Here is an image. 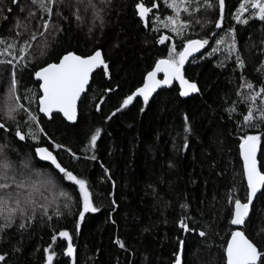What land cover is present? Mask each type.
Instances as JSON below:
<instances>
[{
    "label": "trees",
    "instance_id": "1",
    "mask_svg": "<svg viewBox=\"0 0 264 264\" xmlns=\"http://www.w3.org/2000/svg\"><path fill=\"white\" fill-rule=\"evenodd\" d=\"M141 2L149 7L151 3L157 5L144 21L135 8ZM167 2L170 0H110L99 5L104 9L103 26L93 18L91 10H81L82 19L77 20L74 9L62 5V16L51 18L60 31L50 29L45 34L47 55L41 57L37 50L36 60L28 67L16 69L18 95L27 97L29 89L35 95L30 109L39 117L47 135L40 136L38 142L18 141L13 131L0 130V143L10 145L13 160L31 157L35 168L51 171L55 181L59 175L56 170L37 161L34 155L37 143L49 148L62 166L89 181L99 211L86 213L85 219L79 221V204L72 202L70 210L65 208L64 198L55 190L49 199L53 196L58 199L48 208V216L38 209L25 229L14 226L8 230V239L0 240V255H5L6 264H46L44 248L49 245L56 252L53 264H175L180 251L182 264H224V248L234 230L229 222L233 206L229 194L242 202L246 199L240 138L245 134L261 135L264 148V125H244L247 106L237 95L248 91L241 88L242 76L253 83L255 90L264 87V76L257 71L264 60V22L250 19L247 24L238 23L233 17L242 0H225L221 20L224 25L216 28L215 22L220 19L218 0H211L212 9L201 8L193 17L181 13V19L190 21V26L180 37L164 27L167 16L173 15ZM28 6L30 0H21L19 6L11 0H2L0 38L15 36L16 21L26 15L19 9ZM8 8L13 11L8 12ZM39 15L31 21L33 30L40 22ZM247 16L245 13L242 18ZM196 19L200 23H195ZM230 30H234L236 50L228 56L227 43L233 35ZM162 32L169 37L164 44L157 42ZM220 37L226 43L213 52ZM187 39H208L205 50L183 70L186 79L197 83L199 95L182 98L175 84L147 104L133 99L126 108L111 115L142 84L155 61L166 58L173 45L181 51ZM33 45L35 48L36 42ZM97 49L109 64V76L103 70L92 76L78 104L77 122L69 125L56 114L50 120L40 116V91L34 78L38 66L56 62L69 51L84 56ZM237 55L245 61L243 69L236 67ZM0 59L11 57L5 55ZM10 70V65H0V88L8 85ZM108 88L112 91H104ZM22 103L29 106L28 99ZM185 116L188 132L184 130ZM26 119L18 116L21 125ZM0 122L14 127L11 122ZM97 128L100 129L97 146L87 149L90 135ZM56 144L62 147L56 148ZM258 160L264 163V152L258 151ZM60 185L78 197V191H73L67 181H61ZM251 218L243 231L258 246H264V202L255 201ZM181 219L193 230L181 229ZM63 230L69 232L76 247L72 258L63 254L67 241L58 235L52 241V236ZM201 230L206 236L199 235ZM117 239L124 242V249L115 243Z\"/></svg>",
    "mask_w": 264,
    "mask_h": 264
},
{
    "label": "snow or ice",
    "instance_id": "2",
    "mask_svg": "<svg viewBox=\"0 0 264 264\" xmlns=\"http://www.w3.org/2000/svg\"><path fill=\"white\" fill-rule=\"evenodd\" d=\"M12 4L20 5L21 0H11ZM110 0H30V6L27 8L20 7V12H26L22 19H18L14 25L17 29L15 36L11 39L0 38V57L10 56L11 59H0V65H10V79L6 91V99L2 107H0V121L11 122L14 127L10 128L8 124L0 122V130L4 132L13 131L14 137L18 141L33 140L39 141L40 136L47 135L44 128L40 125V119L35 112L30 109L32 100L35 95L31 90H27L29 95L21 97L18 95V84L16 69L28 67L30 63L37 59V50L41 57L47 55L49 47L46 33L59 32L58 24L51 22L53 15L57 17L62 16V5H66L70 9H74L73 15L77 20L82 19L80 12H88L91 10L93 18L100 20L103 26V18L101 13L104 11L100 4L109 3ZM2 3V0H0ZM155 3H151L150 7L144 3H137L135 5L136 11L142 21L146 20L150 11L156 8ZM167 7L172 10L173 15L167 16L164 21V27L169 31L182 37L184 31L190 26V21L182 20L181 13H187L193 17L195 13L199 12L201 8H214L211 0H170L167 2ZM218 7L220 19L215 22V27H221V20L223 19V12L225 7V0H218ZM251 9V11H249ZM12 12V8L7 9ZM39 15V23L33 30L31 21ZM248 13L246 18L244 14ZM47 17V19L45 18ZM66 19V17H63ZM238 23L247 24L250 19H256L264 22V0H242L239 4L237 12L233 17ZM7 19V17H6ZM195 23H200L199 19ZM147 26V25H146ZM40 29H43L41 31ZM92 29H89L91 31ZM231 40L227 43V53L231 56L236 50V42L234 37V30ZM38 37L44 38L43 40ZM169 37L161 35L157 41L164 44ZM22 41V42H21ZM33 42H36L34 48ZM226 43L224 37L216 39L217 47L212 49L213 52L219 51V46ZM264 43V41H262ZM208 44V39H187L186 43L182 45V50L177 51L175 45L168 49L166 58H161L155 61V66L151 71L147 72L144 77L143 86L137 87L130 95H127L119 108H117L111 115H115L121 109L126 108L132 103L135 97H142L145 104L148 103L149 97L156 89L171 85L175 80L180 84V96H187L189 93L199 91L197 84L190 82L185 78L184 65L188 57L194 52L199 51ZM264 51V50H262ZM228 57H226L227 59ZM15 61V63H14ZM236 67L243 69L245 61L239 56H236ZM97 68H102L103 74L109 76V64L105 60L102 51L97 49L89 55H77L74 52H66L58 57V62H48L38 66V70L34 71V76L38 82L39 90L42 93L38 97V111L45 117L52 119V114L62 113L63 117L68 121H75L77 119V102L81 100L82 93H85L89 80ZM264 60L261 61L258 72L264 76ZM163 73V79H158L157 74ZM241 88L247 89V94L238 92L241 96L242 102L247 106V114L243 116V123L247 127H256L257 123L264 125V87H260L257 91L254 89L253 83L241 77ZM104 91L110 92L111 88ZM23 99H28L29 106L22 103ZM97 110H100V105H97ZM230 109L229 111H234ZM23 114V115H22ZM18 116L27 119L21 125ZM109 119L111 117H108ZM185 132L190 131L188 127V118L185 116ZM27 127V131H25ZM100 136V129L97 128L88 140L87 149H95L97 146V139ZM261 135L245 134L240 138L239 154L243 160V176L246 179V199L242 202L240 198L233 197L229 194V202L233 204V209L230 214V224L233 226H244L251 223L250 212L255 209L254 201L264 202V163L258 160V151L264 152ZM187 147V143L184 145ZM56 148L62 147L60 144L55 145ZM10 145L7 142L0 143V240L8 239V230L14 226L18 230H23L28 226V223L35 219L37 210H41L43 216H48V208L56 202L58 197L49 196L55 190H59V197L64 198L63 206L70 210L71 203L79 204V221L85 219L86 213H96L99 211L94 204L93 192L90 189L89 181L74 174L72 170L62 166L58 161L57 156L47 147H41L37 143L34 149L35 157L39 161L47 162L59 174L49 172H40L35 168L31 157L28 159L13 160L9 154ZM15 150V149H13ZM69 152L70 149H67ZM75 157V153H72ZM91 159H96L95 155ZM172 167V165H169ZM107 171V169H105ZM61 181H67L73 191H78V197H73L68 191L63 190L60 185ZM113 203H115L113 201ZM56 214L61 213L57 208ZM49 219L51 217L49 216ZM79 230L80 223L76 224ZM179 227L185 232L192 231L189 225L183 219L179 222ZM57 235L63 240L67 241L64 255L67 257H74V248L72 244V236L68 231L63 230L58 234L52 236L53 243L57 239ZM201 237L206 236V232L199 231ZM120 248L124 249L125 244L121 240L115 241ZM183 245V241L180 242ZM19 251L18 248L15 249ZM46 256V264H53V258L56 252L51 250V245L44 248ZM225 261L224 264H264V246H258L253 240L248 238L244 231L235 230L231 232V238L227 240L224 248ZM0 262H5V255H0ZM75 264V262H74ZM175 264H182L181 256L177 255Z\"/></svg>",
    "mask_w": 264,
    "mask_h": 264
},
{
    "label": "water",
    "instance_id": "3",
    "mask_svg": "<svg viewBox=\"0 0 264 264\" xmlns=\"http://www.w3.org/2000/svg\"><path fill=\"white\" fill-rule=\"evenodd\" d=\"M205 50V47L204 48H202V49H200L199 51H197V52H194L191 56H189L188 57V59H187V61L185 62V65H184V67L193 59V58H195L196 56H198V55H200L203 51ZM56 62H58V61H56ZM155 66V64L153 65V67ZM152 67V68H153ZM102 70V68H97L96 70H94V72L92 73V75H91V77H90V80H89V85H90V83H91V79H92V76L96 73V72H98V71H101ZM152 70V69H151ZM150 70V71H151ZM149 72V71H148ZM147 74V73H146ZM146 74L144 75V77L146 76ZM144 77H143V81H144ZM34 78H35V76H34ZM157 78L158 79H163V73H158L157 74ZM35 80H36V78H35ZM37 81V80H36ZM143 81H142V84L139 86V87H142L143 86ZM190 82H193V81H190ZM195 83V82H194ZM177 85V87H178V90H179V92H180V84H179V82L178 81H173L172 83H171V85H167V86H162V87H160V88H158V89H156V91L155 92H153L152 94H151V96L149 97V101L155 96V95H157L158 93H160L161 91H163V90H166V89H169V88H171V87H173L174 85ZM197 84V83H196ZM89 85L87 86V89H88V87H89ZM197 87H198V85H197ZM198 89H199V87H198ZM40 91V90H39ZM87 91V90H86ZM86 93V92H85ZM85 93H82V96H81V98L83 97V95L85 94ZM199 93H200V90L199 91H197V92H193V93H189V95H187V96H181L182 98H189V97H194V96H197V95H199ZM42 93L40 92V95H41ZM180 95V94H179ZM134 99H140L142 102H144L143 101V98L142 97H135ZM79 102H80V100L77 102V119H78V104H79ZM38 113H39V111H38ZM60 115V117L67 123V124H69V125H74L76 122H77V119L75 120V121H68V120H66L64 117H63V114L62 113H53L52 114V116L53 115ZM39 115L40 116H42V117H44L46 120H50L48 117H45L42 113H39ZM41 147H46V146H41ZM50 150V149H49ZM51 151V150H50ZM54 154V153H53ZM257 155H258V153H257ZM36 159H37V161H39V159H38V157H36ZM240 161H241V165H242V173H243V160H242V158L240 157ZM39 162H41L42 164H45V165H47V166H50L47 162H42V161H39ZM51 167V166H50ZM51 168H53V167H51ZM54 169V168H53ZM55 170V169H54ZM244 177V176H243ZM244 180H245V183H246V179L244 178ZM254 203H255V201H254ZM232 209H233V206H232ZM251 214H252V212H250V217H251ZM231 225V224H230ZM231 227L234 229L233 231H235V230H240V231H243V228L245 227V225L244 226H233V225H231ZM231 238V234H230V236H229V238L228 239H230ZM226 247V246H225ZM73 248H74V250H75V252H76V247L75 246H73ZM66 250V249H65ZM75 252H74V255H75ZM182 251H180V253H179V255L181 256V260H182ZM224 258H225V256H224Z\"/></svg>",
    "mask_w": 264,
    "mask_h": 264
},
{
    "label": "rangeland",
    "instance_id": "4",
    "mask_svg": "<svg viewBox=\"0 0 264 264\" xmlns=\"http://www.w3.org/2000/svg\"><path fill=\"white\" fill-rule=\"evenodd\" d=\"M224 12H225V9H224ZM223 12V13H224ZM150 13V12H149ZM218 13H219V7H218ZM138 14V13H137ZM220 14V13H219ZM223 22H224V20L221 22V26H223L224 24H223ZM161 35H164V36H167L168 37V34H166V33H163L162 32V34H160V36ZM176 39H177V37H176ZM167 41V40H166ZM165 41V42H166ZM177 51H179V50H177ZM7 84H4L3 86H1V88H0V101H1V104L3 103L4 104V101H5V99H6V91H7ZM32 93V92H31ZM28 104V103H27ZM31 105V104H30ZM37 170V169H36ZM37 171H40V172H49V173H51V171H42V170H37ZM54 179V178H53ZM58 190V189H57ZM58 192H59V190H58Z\"/></svg>",
    "mask_w": 264,
    "mask_h": 264
},
{
    "label": "bare ground",
    "instance_id": "5",
    "mask_svg": "<svg viewBox=\"0 0 264 264\" xmlns=\"http://www.w3.org/2000/svg\"><path fill=\"white\" fill-rule=\"evenodd\" d=\"M161 46V45H160Z\"/></svg>",
    "mask_w": 264,
    "mask_h": 264
}]
</instances>
